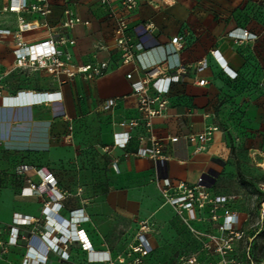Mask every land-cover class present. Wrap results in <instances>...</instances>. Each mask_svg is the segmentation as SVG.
<instances>
[{"label":"crops","instance_id":"1","mask_svg":"<svg viewBox=\"0 0 264 264\" xmlns=\"http://www.w3.org/2000/svg\"><path fill=\"white\" fill-rule=\"evenodd\" d=\"M123 1L112 0L111 8L128 19L131 33L144 45L141 67L165 63L170 69L179 65L188 68L182 81L172 85L167 116L154 120L157 138L180 139L167 141V160L159 162L133 155L139 148L136 137L141 129L133 132L127 149L113 147L115 135L128 131L122 123L139 117L132 82L139 81L143 73L135 65L119 67L116 22L101 0H73L68 4L52 0L51 25L63 21L66 7L91 23L80 24L71 32L76 40L71 49L74 62L87 65L109 61L111 69L94 81L82 77L54 79L43 71H24L17 68L13 47L0 38L3 96L14 97L20 92L56 94L51 101L26 104L3 105L0 99V231L4 242L9 240L15 215L32 217L35 223L26 228L27 233L41 240L58 224L57 215L71 220L74 212L80 211L85 221L69 227L70 233L83 231L91 250L106 252L116 261L125 257L136 242L141 223L147 221L151 225L147 237L153 248L147 258L149 264L155 252H175L183 238L198 247L174 209L165 204L158 179L196 184L209 174L211 184L215 181L213 193H230L233 174L237 173L231 133L237 134L246 124L244 121L240 127L242 114L238 109L245 99L244 85L250 81L255 56L264 47V0L140 1L130 13L122 12ZM148 24L154 25L153 31H146ZM237 29L258 39L236 42L230 34ZM48 35L47 29H40L25 33L24 39L34 43ZM177 36L186 37L180 52L171 44ZM101 46L105 49L100 50ZM215 51L221 53L229 70L225 71L214 57ZM200 61H206L208 68L197 69ZM131 72L132 81L127 78ZM234 73L237 79L232 77ZM200 80L208 84L200 86ZM110 99H115L116 105L105 110L104 104ZM249 110L248 116L257 109ZM208 126L218 127L209 142L184 138L201 135ZM45 174L56 178L65 195L60 211L49 206V217L43 213L47 196L21 197L23 188L39 185ZM25 244L27 241H21L12 248L14 254L8 256V263L0 252V264H22L27 254ZM67 252L68 260L51 253L47 264H101L89 262L88 251L77 238L68 243Z\"/></svg>","mask_w":264,"mask_h":264},{"label":"built area","instance_id":"2","mask_svg":"<svg viewBox=\"0 0 264 264\" xmlns=\"http://www.w3.org/2000/svg\"><path fill=\"white\" fill-rule=\"evenodd\" d=\"M73 0H65L66 4ZM154 3L157 0H124L122 12H133L137 9L139 2ZM112 0H101V5L109 9V16L115 20L116 28L115 49L119 54V67L135 65L143 77L132 82L133 93L138 99L139 117L122 123V127L128 131L115 135L114 146L127 149L130 141L134 139L133 132L141 129L136 139L139 148L133 154L142 159L154 162L167 160V141L176 143L180 137H172L168 140L159 139L154 134V120L167 116L170 108L169 94L172 85L182 81L187 75L188 68L179 65L176 69H170L165 63L149 68H142L140 57L145 51L144 45L130 31L128 19L111 8ZM52 14V0H8L0 9V38L7 45L13 47L17 68L21 70L43 71L54 79L65 77L73 80L82 77L86 81H94L105 76L111 69L109 61L78 65L74 62L71 49L76 46V40L71 37V32L80 24L90 26L89 21H82L71 9L66 7L63 21L57 25H51L48 18ZM15 17V18H12ZM28 17H32L29 20ZM40 29H47L49 35L44 40L29 43L25 41L24 34ZM146 31L154 30V25L145 26ZM236 42L257 40L258 36L237 29L230 34ZM12 39V40H10ZM171 44L177 52L183 51L186 44L185 36L174 37ZM105 47L101 46L100 50ZM223 69L229 70L227 63L219 51L213 53ZM208 68L206 61H200L197 69L203 71ZM237 74H233L236 78ZM128 80L132 81L133 73L127 74ZM208 82L200 80L199 85H207ZM56 94L26 93L20 92L14 97L3 96L0 87V99L3 105L26 104L34 102H48L55 99ZM115 99L107 100L104 109L109 110L116 105ZM218 127L208 126L201 135L189 134L184 136L188 141L201 143L209 142ZM149 145V146H148ZM110 150V148H106ZM202 148H199L201 151ZM130 155V153H127ZM157 186L161 192L165 204L171 206L178 218L182 221L199 249L186 258V264H241L237 246L245 243L244 253L252 262L250 251L254 238H247L242 229L241 213L236 208L237 197L234 195H221L213 193L211 178L202 176L196 184L162 178L157 180ZM35 196H47L44 215L49 217V206L60 211L63 207L65 195L61 193L56 178L51 174H45L39 185L30 184L22 190L21 197L32 198ZM51 209V210H52ZM74 212L71 220L56 216L58 224L52 230L46 231L39 240L35 236H29L27 227L35 223L29 216L15 215L13 226L9 231V240H1L0 249L3 254L8 252V247L20 245L21 241H27L28 252L22 264H47L51 253L59 254L62 259L68 260V243L79 239L88 251L90 263L114 264V260L106 252H94L88 243L83 231L75 234L70 233L69 227L85 221L83 213ZM261 213L264 217V201L261 204ZM49 223V220L47 221ZM48 225H46V229ZM151 230L149 222H142L136 235V242L132 245L125 258L120 259V264H145V261L153 252L148 240ZM69 234V235H68ZM37 260L32 258L30 252L36 253ZM37 254V253H36ZM125 259L130 260L125 263Z\"/></svg>","mask_w":264,"mask_h":264},{"label":"rangeland","instance_id":"3","mask_svg":"<svg viewBox=\"0 0 264 264\" xmlns=\"http://www.w3.org/2000/svg\"><path fill=\"white\" fill-rule=\"evenodd\" d=\"M6 2V0H0V9ZM255 57V65L249 73L250 81L244 85L246 95L245 99L241 101V109L243 108L244 111L238 109V113L242 114L241 118L237 114L240 127L244 121L246 124L242 125L237 134L231 133L234 141L231 143V154L237 173L233 174L234 179L230 185V193L225 195L237 197L235 205L241 213L242 229L247 238H254L250 251L252 262L264 264V217L261 213V204L264 201V169L259 166L264 159V47L257 52ZM249 109L257 110H254L256 112L253 115L248 116ZM182 235L185 236V232H182ZM183 239L175 248V252L170 254L155 252L149 264H186L188 255L199 247L196 248L191 240ZM23 246L27 253V244ZM15 247H8L6 254H3L0 249L1 254L6 256L7 263L8 256L14 254L12 248ZM237 248L240 263L251 264L247 253H244L245 243H240ZM129 261L125 259V263ZM114 264H120V259L114 261ZM145 264H147V260Z\"/></svg>","mask_w":264,"mask_h":264},{"label":"bare ground","instance_id":"4","mask_svg":"<svg viewBox=\"0 0 264 264\" xmlns=\"http://www.w3.org/2000/svg\"><path fill=\"white\" fill-rule=\"evenodd\" d=\"M259 166H260V168L264 169V159H263V161L259 164ZM30 255H31L32 258H35V259L37 260L38 256H37L36 253H34V252H30Z\"/></svg>","mask_w":264,"mask_h":264},{"label":"water","instance_id":"5","mask_svg":"<svg viewBox=\"0 0 264 264\" xmlns=\"http://www.w3.org/2000/svg\"><path fill=\"white\" fill-rule=\"evenodd\" d=\"M209 176H210V175L208 174V175H205L204 177L207 178V177H209ZM212 183H213L212 186H214V185H215V181H213Z\"/></svg>","mask_w":264,"mask_h":264},{"label":"trees","instance_id":"6","mask_svg":"<svg viewBox=\"0 0 264 264\" xmlns=\"http://www.w3.org/2000/svg\"><path fill=\"white\" fill-rule=\"evenodd\" d=\"M237 78H238V74H237L236 78H234V79H237Z\"/></svg>","mask_w":264,"mask_h":264}]
</instances>
